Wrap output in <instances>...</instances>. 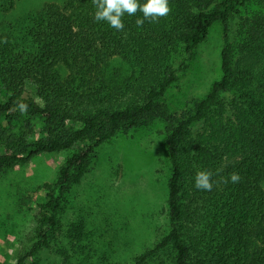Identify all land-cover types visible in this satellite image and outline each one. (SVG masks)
<instances>
[{
  "label": "trees",
  "instance_id": "1",
  "mask_svg": "<svg viewBox=\"0 0 264 264\" xmlns=\"http://www.w3.org/2000/svg\"><path fill=\"white\" fill-rule=\"evenodd\" d=\"M14 4L0 0V11ZM168 7L142 26L141 12L125 13L116 30L94 20L93 0L50 2L0 31V174L72 150L56 182L39 187L36 224L16 264L61 237L64 194L89 171L96 148L158 119L171 165L169 231L130 264H264V0H168ZM215 23L223 25L221 78L170 113L160 100ZM198 171L213 173L210 191L195 188ZM232 173L239 181L223 183ZM83 227L69 229L73 246Z\"/></svg>",
  "mask_w": 264,
  "mask_h": 264
},
{
  "label": "rangeland",
  "instance_id": "2",
  "mask_svg": "<svg viewBox=\"0 0 264 264\" xmlns=\"http://www.w3.org/2000/svg\"><path fill=\"white\" fill-rule=\"evenodd\" d=\"M64 1L15 0L11 10L0 11V31L44 3ZM237 23L233 20L229 24L232 41L236 40ZM222 28L221 23L212 25L187 61V69L161 98L170 113L205 97L213 82L221 78ZM71 151L41 154L0 174V264H16L17 252L36 224L38 203L44 196L39 187L56 182L58 170ZM89 166L80 183L64 194L61 237L27 264L35 260L40 264H82L83 259L91 264H130L168 233L171 165L162 120L119 133L101 144ZM26 199L30 202H24ZM80 222L84 224L82 240L73 246L66 236Z\"/></svg>",
  "mask_w": 264,
  "mask_h": 264
},
{
  "label": "clouds",
  "instance_id": "3",
  "mask_svg": "<svg viewBox=\"0 0 264 264\" xmlns=\"http://www.w3.org/2000/svg\"><path fill=\"white\" fill-rule=\"evenodd\" d=\"M95 5L94 20L105 21L110 27L116 30H122L124 24L122 17L125 13L129 16L134 15L137 11L141 12L143 18H137V26H142L145 20L155 21L159 17L166 16L170 9L168 0H93ZM21 112L27 111V105L19 104ZM213 173L211 171H198L194 176V186L198 190L210 191L213 187ZM240 179L238 173H232L227 178H222L223 183H236Z\"/></svg>",
  "mask_w": 264,
  "mask_h": 264
}]
</instances>
